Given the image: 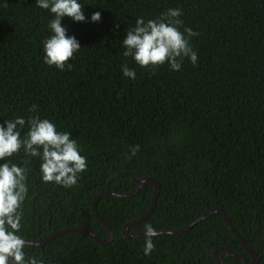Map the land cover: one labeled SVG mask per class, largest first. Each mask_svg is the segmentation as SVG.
Here are the masks:
<instances>
[{
    "label": "trees",
    "instance_id": "obj_1",
    "mask_svg": "<svg viewBox=\"0 0 264 264\" xmlns=\"http://www.w3.org/2000/svg\"><path fill=\"white\" fill-rule=\"evenodd\" d=\"M37 2L0 0V125L17 116L49 119L57 131L71 133L87 168L66 188L45 183L41 159L23 149L0 160L21 167L29 160L18 234L37 242L60 229L85 227L107 239L91 209L95 196L136 189L132 175L152 177L160 184L157 204L130 232L144 231L146 223L181 229L221 208L264 264V0H78L86 22L65 17L61 24L81 49L68 61L72 69L63 71L44 63L54 17ZM170 8L181 9L183 27L199 33L191 38L198 61L185 58L178 72L166 62L153 75L123 56V40L137 18L158 19ZM94 12L101 13L100 22H91ZM123 64L136 71L135 80L123 76ZM32 105L37 112L29 111ZM18 130L23 138L27 125ZM134 145L140 151L129 160ZM154 191L148 185L133 197L97 202L114 233L111 243L70 232L43 248L26 245V258L44 264H219L214 251L224 247L251 261L220 214L184 234L153 238L155 250L145 255L146 237L126 238L123 229L146 214Z\"/></svg>",
    "mask_w": 264,
    "mask_h": 264
},
{
    "label": "clouds",
    "instance_id": "obj_2",
    "mask_svg": "<svg viewBox=\"0 0 264 264\" xmlns=\"http://www.w3.org/2000/svg\"><path fill=\"white\" fill-rule=\"evenodd\" d=\"M37 6L49 10L54 17L48 25L53 35L44 41V63L61 71L66 66L71 70L72 64L68 61L80 51L81 45L75 36L67 34L61 21L69 17L74 22H86L83 6L78 0H38ZM182 15L181 9L170 8L158 19L145 21L142 17L137 18L135 27L127 30L123 40V56L131 57L142 68H151L153 75L155 69L166 62L177 72L181 70L185 58L195 65L198 55L191 46V38L199 33L183 27ZM101 18L100 12H94L91 22H100ZM121 71L124 77L136 79V71L127 64L121 66ZM37 108V105H32L29 111L37 112ZM26 125L28 131L22 138L18 126L22 129ZM21 149L25 156L41 159L42 180L45 183L54 182L70 188L77 184L79 174L87 168L86 158L80 154L71 133L57 131L53 122L41 119L39 115L30 116L27 121L17 116L0 125V160L13 157ZM139 151V145L131 146L128 159L131 160ZM28 163L29 160L24 161L25 167L9 162L0 165V264H10V258L13 264H44L43 259L26 258V241L18 234L22 228V207L29 191ZM144 234L143 251L145 255H150L155 250L153 238L159 232L151 223H146Z\"/></svg>",
    "mask_w": 264,
    "mask_h": 264
},
{
    "label": "water",
    "instance_id": "obj_3",
    "mask_svg": "<svg viewBox=\"0 0 264 264\" xmlns=\"http://www.w3.org/2000/svg\"><path fill=\"white\" fill-rule=\"evenodd\" d=\"M132 179H134L135 181H137L139 183V186L128 192V193H121L118 191H103L98 193L95 198L93 199L92 205H91V209L93 214L95 215V217L97 219H99L104 227L106 228L107 232H108V238L107 239H103L101 238L96 232H94L91 229L85 228V227H69V228H65V229H60L58 231L53 232L52 234H50L49 236H47L46 238L40 240V241H30V240H26V245H31L34 247H41L43 248L50 240H52L53 238L62 235V234H66V233H70V232H81V233H85L88 234L89 236H91L92 238H94L96 240L97 243L100 244H109L112 242L113 238H114V233L112 231V229L110 228L109 224L97 213L96 210V205L97 202L103 198L104 196H115L118 198H130L135 196L136 194H138L139 192H141L146 186L148 185H152L154 187V195L151 201V205L148 209V211L146 212V214L135 221H132L130 223H128L124 229H123V234L126 238H134V237H146L144 234V231H136V232H130V228L140 225L142 224L145 220H147L150 215L153 213L155 206L157 204V200L159 197V193H160V184L159 182L152 178V177H143L140 178L138 176H131ZM214 214H220L223 216L224 218V222L227 225V227L232 231V233L239 238V240L241 241V243L243 244V246L245 247V249L247 250V252L249 253V255L251 256V261L242 255H238V254H233L230 253L226 248L224 247H219L214 251V256L215 259L217 260V262L219 264H226L225 262L221 261L218 256L217 253L218 252H222L223 254H225L226 256H228L229 258L232 259H239L244 261L246 264H259L261 257L259 256V254L253 250L252 248L249 247V245L247 244L246 240L244 239V237L237 231V229L233 226L229 216L227 215V213L221 209V208H212L209 209L206 213H204L202 216H200L199 218H197L196 220H194L192 223H190L189 225H187L184 228L181 229H167V230H157L159 232L158 236L161 235H179V234H184L188 231H190L193 227H195L197 224H199L200 222L206 220L207 218L211 217ZM260 230V228H258V231ZM10 264H13L12 259L10 258Z\"/></svg>",
    "mask_w": 264,
    "mask_h": 264
}]
</instances>
